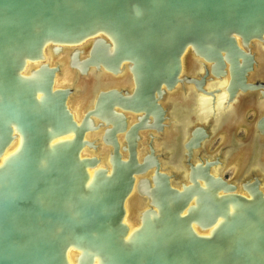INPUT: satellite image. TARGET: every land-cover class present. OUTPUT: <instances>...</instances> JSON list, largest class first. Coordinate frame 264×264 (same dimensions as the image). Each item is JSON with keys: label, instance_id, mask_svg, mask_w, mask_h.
<instances>
[{"label": "water", "instance_id": "95a60500", "mask_svg": "<svg viewBox=\"0 0 264 264\" xmlns=\"http://www.w3.org/2000/svg\"><path fill=\"white\" fill-rule=\"evenodd\" d=\"M259 44L264 0H0V264H264V179L191 162L201 128L179 166L153 145L169 94L193 84L213 97L187 60L227 76V98L264 97L246 83ZM47 49L69 51L78 84L57 85Z\"/></svg>", "mask_w": 264, "mask_h": 264}, {"label": "flooded vegetation", "instance_id": "af4514ba", "mask_svg": "<svg viewBox=\"0 0 264 264\" xmlns=\"http://www.w3.org/2000/svg\"><path fill=\"white\" fill-rule=\"evenodd\" d=\"M252 54L256 57V63L253 71L246 80L247 85L260 87L261 90L264 87V44H259L257 48L252 49ZM68 52H65L62 57L54 58L51 51H46V59L49 63L58 64L61 67L65 66L66 56ZM185 75L187 79L201 82L203 80V90L207 83L214 81L211 76L205 78V75L197 73L196 64L187 60L185 64ZM68 83L70 85L78 84L76 77L69 75L68 72H63L59 76L58 85ZM102 85L107 84L110 86H123L126 83L121 79L106 80L101 79ZM187 85L178 87L176 92L169 94L166 99V107L168 110V139L165 141L157 142L153 144L160 151H167L163 153V159L167 160V164L172 166H179L182 159V151H184V145L188 143L191 138V133L196 128H201L209 135V141L207 140L201 149L193 150L192 160L198 162L199 160H207L209 157L212 162L219 164V170L225 180H228L227 174L231 175V182H252L253 179H264V134L259 132L258 127L264 123V97L260 95V91L237 93L231 98L224 100L221 105H230L228 112L225 116H222L219 123L213 127L211 121L202 122L195 118L194 114H190L189 120L191 127H189L185 136L180 130V126L176 124V121H180V110L184 109L189 113L191 104L189 101L182 103L181 93L186 92ZM75 118H80V113L76 111V102L71 103ZM264 127V125H263ZM149 139L146 140L142 147L148 151ZM216 144L214 150L211 151L210 146ZM183 166L187 164L188 158L184 154ZM209 160V159H208ZM263 161V162H262ZM173 168V167H172ZM170 171L177 177H181L183 172ZM229 181V180H228ZM264 184V181H261ZM129 211V210H128ZM130 213V212H129Z\"/></svg>", "mask_w": 264, "mask_h": 264}, {"label": "rangeland", "instance_id": "374dc122", "mask_svg": "<svg viewBox=\"0 0 264 264\" xmlns=\"http://www.w3.org/2000/svg\"><path fill=\"white\" fill-rule=\"evenodd\" d=\"M196 67L198 74L203 75L205 73L201 63H196ZM228 82L229 78L227 76H223L220 77V79H215L214 81L206 84L203 91L205 93H211V95L214 97V100L210 95H205L202 92H199L193 84L187 85L186 92L181 93V100L182 103L187 100L189 101L191 104L190 110L188 113L185 112L184 109H181L180 121H176V124L180 126L183 137L185 136L186 130L191 127L189 120L190 114H194L195 118L201 120L202 122L211 121L213 127L219 123L222 116H225L226 112H228L230 108V105H223L222 107L221 102L223 104L224 100H226L228 97V94L225 91L226 87L228 86ZM216 90H218L217 93H212ZM215 147L216 144L211 145V151L214 150ZM179 170L182 171L183 169L179 168ZM226 178L231 180V175L227 174ZM133 204L134 202H131V205Z\"/></svg>", "mask_w": 264, "mask_h": 264}, {"label": "bare ground", "instance_id": "6f19581e", "mask_svg": "<svg viewBox=\"0 0 264 264\" xmlns=\"http://www.w3.org/2000/svg\"><path fill=\"white\" fill-rule=\"evenodd\" d=\"M48 50V49H47ZM50 50V49H49ZM51 51V50H50ZM64 52H68L69 53V51H64ZM52 54V53H51ZM63 55V54H62ZM62 55L61 56H58V57H55L54 56V58H60V57H62ZM68 55V54H67ZM66 62H67V56H66ZM53 64H55V63H53ZM56 65H58V64H56ZM31 69V67H28L27 69H26V73L29 71ZM60 69H61V72L63 73V72H68V71H66V63H65V66L64 67H61L60 66ZM61 73V74H62ZM68 74L69 75H71L69 72H68ZM74 77H76V76H74ZM77 80V79H76ZM122 80H123V82H125V83H127L126 82V80L125 79H123L122 78ZM58 82H59V77H58V79H57V85H58ZM78 82V81H77ZM79 83V82H78ZM61 85H63V84H61ZM61 85H58V86H61ZM102 85V84H101ZM105 85H107V84H105ZM126 85V84H125ZM108 86H110V85H108ZM124 86V85H123ZM87 86H85V85H83L82 86V89H85ZM116 87H118V86H116ZM75 102H76V106H77V109H76V111L78 112V113H80V116H81V110H80V104H79V100H75ZM72 110V109H71ZM72 112H73V110H72ZM74 114V113H73ZM75 115V114H74ZM168 134H169V132L166 134V136L163 138V139H168ZM162 139V142L163 141H165V140H163ZM12 149L13 148H10V149H8L7 151H6V153H5V155H4V157L7 155V154H9L11 151H12ZM142 149H144L143 147H142ZM164 162H165V159L163 160ZM131 202H134V204L133 205H131ZM136 205H137V201L136 200H134V199H131L130 201H129V203H128V205H127V215H129V214H132L133 213V209L136 207ZM129 210V211H128ZM130 212V213H129ZM130 229H132V227H130ZM69 261H70V263L71 264H73V260L71 259V256H69Z\"/></svg>", "mask_w": 264, "mask_h": 264}]
</instances>
